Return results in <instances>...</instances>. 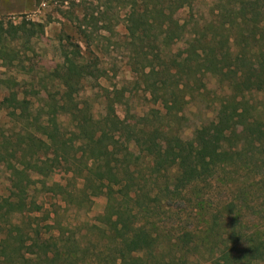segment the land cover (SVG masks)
Returning a JSON list of instances; mask_svg holds the SVG:
<instances>
[{
  "label": "trees",
  "instance_id": "16d2710c",
  "mask_svg": "<svg viewBox=\"0 0 264 264\" xmlns=\"http://www.w3.org/2000/svg\"><path fill=\"white\" fill-rule=\"evenodd\" d=\"M181 1L119 3L129 10L124 17L127 36L136 45L135 62L140 65V76L144 81L150 80L145 82L146 88L150 92L165 89L161 103L169 109L183 101L186 91L205 87L203 78L210 74L229 90L218 100L214 118L196 126L190 138L176 133L169 146L156 145L142 129L133 128L118 117L108 96L105 112L99 117L91 113L87 102L79 106L73 101L77 85L83 80L97 79L102 72L96 57L81 61L63 52L61 66L52 72L53 78L65 87L62 102H51L43 120L42 107L35 117V128H28L24 123L28 116L22 115V133L17 134L21 142L13 150L14 156L20 158V168H9L22 175L18 182L22 191L39 183L40 190L45 188L70 203L76 189L81 195L75 201L77 206L83 201L90 204L92 198L104 195L106 205L100 218L104 228H100V233L108 241L99 240L102 243L98 242L94 262L90 256L83 258L88 247L80 248L76 242H67L68 238L59 244L38 242L41 227L36 223L31 229L35 238L25 247L26 252H21L24 242H9L23 235L20 227L13 225L0 241V264H189V242H159L158 225L142 222L139 216L150 217L154 208L168 206V200L181 190L212 180L219 172L227 177L238 171L260 173L259 180L263 182L264 0H211L207 10L196 9L195 13L191 3L189 20L180 18ZM95 18L91 13L90 19ZM35 26L30 20L14 24L0 19V60L13 59L7 52V40L32 37ZM171 85L174 89L168 96L167 88ZM254 92L260 93L263 101L257 102L252 96ZM60 113L71 116L72 129H61L57 118ZM57 144H71L74 149L64 153ZM134 145L143 146L139 152L149 158L143 167L131 147ZM62 166L71 173L68 181L47 183L46 179ZM31 173L38 179L31 181ZM225 185L238 202L243 201L240 205L226 202L223 208L230 215L249 207H243L248 195L244 187L247 182L238 184L231 178ZM1 203L8 212L22 211L15 199L3 197ZM211 223L208 228L217 225L214 219ZM259 226L253 227L246 242L239 245L216 244L207 259L216 260L217 264H264V228ZM107 230L120 233L118 242L107 237ZM26 253L29 255L25 256Z\"/></svg>",
  "mask_w": 264,
  "mask_h": 264
},
{
  "label": "rangeland",
  "instance_id": "374dc122",
  "mask_svg": "<svg viewBox=\"0 0 264 264\" xmlns=\"http://www.w3.org/2000/svg\"><path fill=\"white\" fill-rule=\"evenodd\" d=\"M191 3L195 13L196 9L198 12L207 10L211 0H182L179 4L180 18H191ZM127 12L128 7L119 0H0V19L14 24L24 19L36 24L32 37L7 40V52L13 55V59L0 60V241L6 237L7 228L13 225L20 227L23 235L9 242H24L21 252H26L25 247L35 238L31 229L36 223L41 227L38 242L59 244L60 240L68 238L67 242L89 248L83 257L86 260L90 256L95 262L98 244L108 241L100 233L104 226L100 220L106 205L104 195L92 198L90 204L82 200L77 206L75 201L81 195L76 189L73 191L74 201L70 203L45 188L40 190L39 183L30 184L22 191L18 183L22 175L9 168H20V158L17 154L14 156L13 150H17L21 142L17 134L21 131L22 115L28 116L24 120L28 128H35L34 120L42 107L41 120L46 118L45 112L51 102H62L65 87L53 78L52 72L61 66L63 52L81 61L96 57L97 67L102 72L97 79L81 81L73 101L79 106L87 102L91 113L99 117L105 112V97L108 96L119 118L133 128L142 129L148 140L162 147L169 146L171 136L176 133L185 139L190 138L196 126L214 118L218 100L229 93L226 85L206 74L203 78L205 87L190 93L186 91L183 101L167 109L161 103L165 89L150 92L145 83L150 80L144 81L138 72L136 45L131 44L127 36L124 18ZM198 12L196 17H199ZM91 13L95 19H90ZM167 89L169 96L174 87L171 85ZM252 96L257 102L263 101L260 93L254 92ZM57 116L61 129H72L69 114ZM57 146L64 153L74 149L71 144ZM131 147L143 167L149 161L143 152H139L143 146ZM70 176L71 173L62 166L46 181L65 184ZM231 178L238 184L247 182L248 185H243L248 193L243 207L249 205L232 215L223 208L226 202L234 201L240 205L243 201L238 202L227 191L225 184ZM260 178V173L238 171L227 177L219 172L212 180L181 190L168 200V206L154 208L150 217L143 219L140 215L139 219L158 225L161 230L159 242L177 245L189 242L191 248L186 256L189 264H217L216 260L207 259L212 247L229 242L239 245L246 242L253 227L260 225L264 228V189L261 188L264 179L260 183ZM30 179L34 181L38 176L31 173ZM77 186H80V181H77ZM3 197L17 200L22 211H6L1 206ZM233 215L236 217L234 221L231 220ZM213 219L217 225L208 228L207 224H212ZM106 234L112 242H118L120 233L107 230ZM101 238L104 241H99Z\"/></svg>",
  "mask_w": 264,
  "mask_h": 264
}]
</instances>
